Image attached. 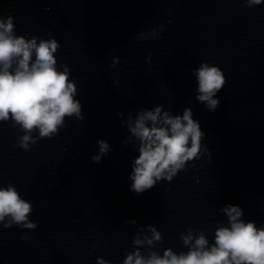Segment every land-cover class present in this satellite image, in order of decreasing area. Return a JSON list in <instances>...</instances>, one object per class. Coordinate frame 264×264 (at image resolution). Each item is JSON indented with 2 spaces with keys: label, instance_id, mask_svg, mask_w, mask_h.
<instances>
[{
  "label": "clouds",
  "instance_id": "obj_1",
  "mask_svg": "<svg viewBox=\"0 0 264 264\" xmlns=\"http://www.w3.org/2000/svg\"><path fill=\"white\" fill-rule=\"evenodd\" d=\"M262 3L264 0H248V6ZM14 29L13 16L0 17V122L11 119L19 124L27 134L21 137L18 146L29 151V142L36 143L30 135L34 129L39 130L41 139H51L65 126L66 117L75 116L78 121L85 117L81 114L76 83L70 80L67 65L63 71L56 68L55 53L61 47L59 42L52 38L37 43L36 37L26 39L16 35ZM150 60L151 53L146 62ZM119 63V57H113L111 67L115 68ZM195 76L198 83L196 100L206 103L207 110L214 112L221 103L214 97L227 82L224 72L217 65L201 63ZM163 109L164 105H157L154 110L141 109L134 123L132 116H128L129 130L139 141V154L129 175L132 182L129 190L137 195L151 190L158 181L171 182L179 172L188 170L189 162L195 166L194 162L203 154H208L210 159L209 150L207 147L202 149L201 144L206 134L201 130L200 122L193 118L192 108H184L182 115H171ZM123 115L117 113L118 117ZM97 143L99 153L91 157L94 163H100L111 151L106 140L100 139ZM32 211V204L22 199L14 186L0 187V223L4 229L15 224L35 231L37 222L29 221ZM221 211L227 215L230 227L217 228L211 246L201 233L187 253L177 255L166 249L163 256L153 252L145 258L136 251L127 255L123 264H264V227L258 228L254 221L245 223L241 220L243 210L237 205H226ZM6 217L9 219L4 223ZM149 230L153 235L146 239L151 245L153 240L161 239V234L151 225ZM182 239L189 245L193 239L191 230ZM134 243L141 245L143 241L137 238ZM97 264L108 262L98 258Z\"/></svg>",
  "mask_w": 264,
  "mask_h": 264
}]
</instances>
